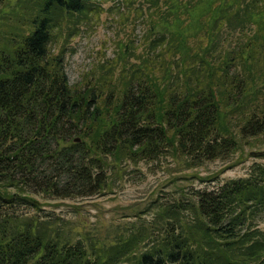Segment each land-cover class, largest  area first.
<instances>
[{
  "label": "trees",
  "instance_id": "1",
  "mask_svg": "<svg viewBox=\"0 0 264 264\" xmlns=\"http://www.w3.org/2000/svg\"><path fill=\"white\" fill-rule=\"evenodd\" d=\"M122 2L140 54L69 84L52 42L101 1L0 0V264H264V164L87 248L26 211L101 194L123 163L227 161L264 135V0Z\"/></svg>",
  "mask_w": 264,
  "mask_h": 264
},
{
  "label": "rangeland",
  "instance_id": "2",
  "mask_svg": "<svg viewBox=\"0 0 264 264\" xmlns=\"http://www.w3.org/2000/svg\"><path fill=\"white\" fill-rule=\"evenodd\" d=\"M100 1L99 11H89L80 25L79 21L74 22L66 44H63L64 36L52 42V54L60 49L64 51L69 84L80 81L81 75L97 79L92 78L97 76L95 66L105 60L114 63L122 55L126 61L134 62L133 58L142 50L146 26L141 17L133 10L126 12L122 0ZM137 1L130 0L133 8ZM117 3L122 17L116 15ZM250 152L261 154L253 156ZM253 163L264 164V135L239 140L238 148L227 161L216 159L189 166L166 157L153 162L123 163L120 173L110 174L109 188L101 194L65 200L38 199L40 210L26 211L58 230L64 227L62 232L70 230L72 241L78 239L87 248L91 241L110 239L108 236L118 225L130 228L132 224L138 225L139 219L145 224H156L158 205L181 194L185 198L191 190L215 189L229 179L243 178Z\"/></svg>",
  "mask_w": 264,
  "mask_h": 264
},
{
  "label": "water",
  "instance_id": "3",
  "mask_svg": "<svg viewBox=\"0 0 264 264\" xmlns=\"http://www.w3.org/2000/svg\"><path fill=\"white\" fill-rule=\"evenodd\" d=\"M75 141H77V139H75ZM260 154H261L260 152H250V155H253V156H258Z\"/></svg>",
  "mask_w": 264,
  "mask_h": 264
}]
</instances>
